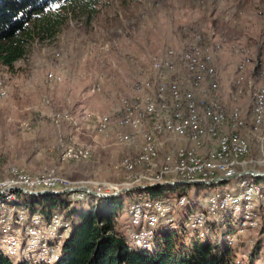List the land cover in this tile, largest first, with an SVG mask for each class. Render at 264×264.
<instances>
[{"label":"rangeland","instance_id":"rangeland-1","mask_svg":"<svg viewBox=\"0 0 264 264\" xmlns=\"http://www.w3.org/2000/svg\"><path fill=\"white\" fill-rule=\"evenodd\" d=\"M195 35L212 46L213 65L216 67V58L220 68L216 67L219 85L220 71L230 87L238 72L240 83L243 76L247 77L245 88L237 90L230 104L224 103L220 94L213 97L210 93L199 92L201 97H196L200 105H207L217 98L228 111L239 108V119L223 128L224 133L236 131L251 143L252 150L243 159L246 164L237 165L236 172H263L264 124L258 131L254 130L252 110L254 94L264 91V0H102L98 15L91 22L71 16L53 38L31 41L26 56L13 69L0 66V81L7 88L5 95L0 97V175H8L0 177L1 183H7L2 187L8 188L9 182L14 180L13 170L33 178H59L67 181L69 188L86 186L107 194L128 187L165 183L155 181L161 165L167 162L168 156L190 147V142L177 139L171 142V137H178L171 133L168 136L153 133L160 148L156 162L151 165L135 164L132 170H128L123 165L124 160L129 159L133 163L137 160L143 147L142 130L150 127L153 132L158 122L141 121L139 128L127 125L119 129L116 121L120 117L123 98L130 99L141 111L145 108L144 100L154 98L156 82L161 79L179 80L183 82L184 91L188 92L190 77L183 67L181 54L190 43H194ZM168 56L171 58L168 59ZM158 60L164 61L162 71L155 68ZM169 63L175 66L174 70L168 67ZM240 65L244 66L243 69ZM166 70L171 73L166 74ZM134 81L136 96L127 97L131 96ZM239 99L247 109L240 106ZM119 101V115L101 116L102 113H112ZM64 113L69 114L66 118H72L71 124L68 121L62 123ZM98 115L101 116L100 121L95 122ZM152 117L148 115V118ZM103 126H106L105 130ZM113 127L117 129L118 142L125 145L127 151L112 141H100L102 137L98 134L108 135ZM138 138L141 139L140 145ZM76 148L88 150L90 155L82 159H63L64 154ZM199 152L206 153L203 149ZM243 179H232L217 185L169 187L154 199H146L162 202L171 209L154 231L157 240L161 241L162 233H184L189 217L205 211L212 195L222 192L237 194ZM245 179L249 184L264 185V178ZM63 190L66 189L52 191ZM86 195L89 194L76 192L61 195V198L72 206L88 208L90 199ZM123 195L124 205L116 230L126 237L132 248H137L131 233L140 226L132 222L131 199L148 197L140 191ZM32 197L37 196L22 195L23 200H31ZM181 197L187 199L185 205L179 204ZM7 199L12 198L7 196ZM2 203L5 208L0 206L1 218L9 206L8 201ZM22 203L19 202L15 209L23 211L25 207ZM242 210L243 204L238 201L236 205H230L225 214L210 217L208 222L214 224L213 228L233 223L234 230L226 235L211 231L206 239L216 242L215 236H218L221 245L228 243L238 255L240 264L250 263L253 249L262 241L256 264H264V231L249 229L242 235L238 234ZM0 223L2 225L3 221L0 220ZM70 227L65 239L72 232L71 223ZM186 233L189 236L193 234L190 230ZM241 244L246 245L248 253L240 252ZM0 252L7 256L3 246H0ZM24 256L7 257L18 263L28 259L29 255Z\"/></svg>","mask_w":264,"mask_h":264},{"label":"bare ground","instance_id":"bare-ground-1","mask_svg":"<svg viewBox=\"0 0 264 264\" xmlns=\"http://www.w3.org/2000/svg\"><path fill=\"white\" fill-rule=\"evenodd\" d=\"M194 39V43L181 54L182 63L190 77L191 88L187 87L188 92L184 91L183 82L179 80H160L157 83L154 98L145 99V108L141 111L136 109L130 99L123 98L120 117L116 121L119 129L127 125L139 128L138 125L141 121L144 123L148 120L158 122L153 132L149 130L150 127L148 130H142L143 147L137 160L135 163L129 159L124 160L123 165L128 170H132L135 164L151 165L154 163L160 149L154 134L158 133L162 136L168 133L176 134L190 142V147L179 150L175 155L166 158L167 162L161 165L155 178V181H164L165 183L157 185L176 187L185 186L176 185L179 182L194 181H216L217 183L214 185H217L220 179L238 175L236 166L246 164L243 159L251 149V143L244 135L236 131L229 134L223 132L224 127L239 119L241 116L239 108L236 107L228 111L217 98L207 105H200L197 100L196 95L199 92L210 93L213 97H218L220 85L216 68L211 64L212 47L206 46L201 37L197 35ZM163 62L156 61L155 68L159 71L162 70ZM172 65L169 64L168 67L172 68ZM243 67L240 65V69ZM1 81L0 97H3L7 88ZM148 115L153 116L152 119L148 118ZM263 124L264 91H257L253 98L252 125L254 130L258 131ZM103 129L105 130L106 126H103ZM208 148L210 149L208 150ZM202 149L206 151L204 155L199 152ZM89 155L88 150L76 148V150L64 154L63 159H82ZM13 171L14 180L9 182L8 188L2 187H5L7 183L0 182V196L6 195L12 198L15 192H19L18 188L41 192L42 190L63 189L60 187L62 184L67 185V189L70 186L67 181H61L59 178L51 176L33 178L22 171ZM248 177L251 176L241 177L244 179L237 194L222 192L212 195L205 211L189 217V225L186 226L185 232L190 230L193 235L203 237L207 225L210 224L208 222L210 217L225 214L230 205H236L238 201L243 204V218L238 225V234L242 235L249 229L264 231V185L249 184L245 179ZM157 185L150 186L157 187ZM136 187L145 188L147 186ZM11 189H14L15 192ZM186 203L185 197L179 198L180 205ZM170 210L168 205L156 200L144 199L132 205L130 210L132 222L140 226L139 229L131 233L136 247L147 250L155 248L157 237L154 231ZM0 220L3 221L2 225L0 223V246L6 249L7 256L29 255L28 259L24 261H29L32 264H55L63 239L71 229L70 223L65 221L63 215L56 214L50 220H46L40 215H30L26 209L15 210L13 214H7Z\"/></svg>","mask_w":264,"mask_h":264},{"label":"trees","instance_id":"trees-1","mask_svg":"<svg viewBox=\"0 0 264 264\" xmlns=\"http://www.w3.org/2000/svg\"><path fill=\"white\" fill-rule=\"evenodd\" d=\"M101 3L102 0H0V66L13 69L26 56L31 41L53 38L71 16L91 22L98 15ZM6 176L0 175L2 178ZM260 179L263 178H257ZM169 187L172 186L151 187L140 192L148 197L144 199H154ZM22 195L17 192L11 200L6 195L0 196L3 198L0 206L5 208L2 203L5 201L9 205L3 217L16 210L19 202H23L30 215L36 214L50 220L60 214L72 225V232L64 238L65 241L63 239L55 264H240L238 255L228 243L221 245L218 236H215L216 242L206 239L211 231L215 234L220 232L221 235L230 233L234 230L233 223L218 228L209 224L203 237L189 236L186 232L162 233L161 241L157 240L155 248L146 251L132 248L126 237L116 230L125 195L116 198L86 195L90 199L88 208L72 206L61 195H43L31 200H23ZM144 199L132 198L131 204ZM259 244L253 249L249 264H256L260 254ZM0 264L32 263H15L0 252Z\"/></svg>","mask_w":264,"mask_h":264},{"label":"crops","instance_id":"crops-1","mask_svg":"<svg viewBox=\"0 0 264 264\" xmlns=\"http://www.w3.org/2000/svg\"><path fill=\"white\" fill-rule=\"evenodd\" d=\"M192 43H190L188 46H187V48L191 45ZM206 46H209V47H212L211 46V44H206V43H204ZM186 48V49H187ZM185 49V50H186ZM185 50H183V51H185ZM183 53V52H182ZM169 57V56H168ZM213 57H214V55H212V60H213ZM171 57H169L168 59H170ZM177 62V61H176ZM212 63V65H213V61H211ZM214 63H215V65H216V67L218 66V69L220 70V68H219V65H218V60H217V63H216V58H215V60H214ZM170 64V63H169ZM214 66V65H213ZM183 67H184V65H183ZM215 67V66H214ZM215 67V68H216ZM247 67V66H246ZM174 68H175V66H173L172 65V69L171 70H174ZM217 69V70H218ZM246 69V68H245ZM162 71V70H161ZM167 72H166V74L167 73H171V71H169V70H166ZM218 74H219V72H218ZM172 75V74H171ZM220 76H221V78H220ZM244 78H243V82H239V72H238V75H237V78H236V80H234L232 83H231V87L226 83V81H225V79H224V77H223V72H221L220 71V75H219V78H220V97H221V100L224 102V103H226V104H230L231 103V100H232V97L236 94V92H237V90L239 89V88H245L244 87V82H245V77L246 76H243ZM138 79H140V78H138ZM137 80V79H136ZM142 80V79H141ZM141 80H138L137 82H139V81H141ZM161 80H168V78H166V79H161ZM246 80H247V77H246ZM160 81V80H159ZM158 81V82H159ZM221 81H222V86H221ZM136 82V83H137ZM158 82H156V83H158ZM190 82V81H189ZM134 83H135V81L133 82V86H132V90H131V96H127V95H125V96H127V97H135L136 96V92L133 90V88H134ZM143 83H141V85H142ZM247 84H249V83H247ZM143 86H144V84H143ZM190 88H191V83H190ZM233 89V90H232ZM248 92L249 91H247V94H248ZM203 93V92H202ZM202 93H198V95H199V97H201V95H202ZM206 95H209V94H207L206 93ZM211 97V96H210ZM241 99V98H240ZM239 99V101L241 102L242 100H240ZM120 101H119V105H117L116 107H114L113 108V110H111V112L112 113H108L107 115H105V114H103L102 113V115L101 116H106V117H109V116H112V115H119V113H120ZM245 103L243 102H241L240 103V106H242L243 108H245V109H247L245 106ZM118 111H119V113H118ZM69 114L67 113V114H62V123H64L65 121H68V122H70V124H71V120H72V118H66V116L67 117H69L68 116ZM249 116L251 115V114H248ZM101 116H97L96 117V121L95 122H99L100 120H99V118H101ZM70 117H71V115H70ZM115 117V116H114ZM251 119V118H250ZM99 120V121H98ZM94 121V120H93ZM74 124L75 125H78L77 124V122H74ZM97 126V124H95L94 123V127H96ZM110 126V125H109ZM115 126V125H114ZM77 128H78V126H77ZM95 129V131H96V128H94ZM130 129H126V131L127 132H130L129 131ZM100 137H102V140H100L102 143H104V139H106V141L107 140H109V141H112V142H114V143H116L117 145H119L120 147H123V149H125L126 151L128 150V148L125 146V145H122V144H120L119 142H118V140H117V129L115 128V127H113L112 129H111V131H110V133L108 134V135H105V136H103V135H100V134H98ZM174 135H176V134H174ZM178 138H173V137H171V142L172 141H177V140H179V141H181V142H185V141H187L184 137H182V136H179V135H176ZM182 138V139H181ZM177 139V140H176ZM138 140V143H139V145L141 144V139H137ZM108 141V142H109ZM101 143V145H104V144H102ZM176 144H178V142H175ZM187 143V142H186ZM209 145V144H208ZM69 146V145H68ZM104 146H106V145H104ZM128 146H130V145H128ZM171 148H173V146L171 147ZM171 148H169V150H171ZM167 149V147L165 148V150ZM107 151V153L109 152V148L106 150ZM102 157L104 158V151L102 152ZM64 163H67V162H64ZM71 163V162H70ZM241 242V241H240ZM259 242H261L259 245L261 246L262 245V241H259ZM246 245H244V244H241V247L239 248V250H240V252H244V253H248L249 252V250H246ZM251 252V251H250Z\"/></svg>","mask_w":264,"mask_h":264},{"label":"water","instance_id":"water-1","mask_svg":"<svg viewBox=\"0 0 264 264\" xmlns=\"http://www.w3.org/2000/svg\"><path fill=\"white\" fill-rule=\"evenodd\" d=\"M246 176H251L253 178H260V177H264V172H257V171H254V170H250V171H245V172H242L238 175H236L235 177H232V178H223V179H220L219 180V183H225L231 179H238V178H241V177H246ZM215 183H217L216 181H211V182H205V181H194V182H179L177 183L176 185H214ZM164 185H157V187H163ZM152 186H147L145 187L146 189L147 188H150ZM144 187H128V188H123V189H120L114 193H111V194H107V193H100V192H97V191H94L86 186H80V187H77V188H68L64 191H41V192H35V191H30V190H26V189H19L17 191L19 192H23L27 195H30V196H37V197H40V196H43V195H49V196H56V195H65V194H69V193H76L78 191H81V192H86L88 193L89 195H92V196H96V197H100V198H116L120 195H123L125 193H128V192H131V191H136V190H141V189H145Z\"/></svg>","mask_w":264,"mask_h":264},{"label":"built area","instance_id":"built-area-1","mask_svg":"<svg viewBox=\"0 0 264 264\" xmlns=\"http://www.w3.org/2000/svg\"><path fill=\"white\" fill-rule=\"evenodd\" d=\"M61 188H63V189H67V185H62ZM144 204H149V203H144ZM130 206H132V204H131ZM227 206H228V205H227ZM61 238H62V236H61ZM238 238H239V237H238Z\"/></svg>","mask_w":264,"mask_h":264}]
</instances>
